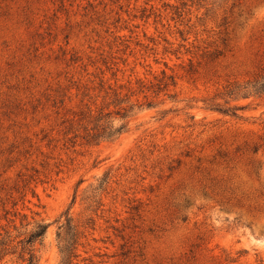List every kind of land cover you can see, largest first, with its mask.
Segmentation results:
<instances>
[{
  "label": "rangeland",
  "instance_id": "374dc122",
  "mask_svg": "<svg viewBox=\"0 0 264 264\" xmlns=\"http://www.w3.org/2000/svg\"><path fill=\"white\" fill-rule=\"evenodd\" d=\"M263 65L264 0H0V264H264Z\"/></svg>",
  "mask_w": 264,
  "mask_h": 264
},
{
  "label": "trees",
  "instance_id": "16d2710c",
  "mask_svg": "<svg viewBox=\"0 0 264 264\" xmlns=\"http://www.w3.org/2000/svg\"><path fill=\"white\" fill-rule=\"evenodd\" d=\"M226 93L229 96L232 95L234 98H237L238 96L248 97L250 95L261 96L264 94V65L261 67L260 72L256 77L243 83H235L226 91ZM225 103H227V101H225ZM212 108L224 114L236 115L235 112L239 106L220 107L218 104H216L212 106ZM120 117L122 121L118 125H115L111 120L104 119V116L98 112L92 119V125L90 127H88V125L84 127L85 129L89 130L87 136L90 140L95 142L100 140H112L118 137L120 133L127 129V121L123 120L126 115L122 114ZM106 179L107 176H104L102 178V183L105 182ZM61 226L62 224L59 227ZM47 227V222H36L33 229L30 231L24 241L30 243L37 241L39 244H41ZM58 248L61 256L60 264H71V257L74 255L72 244H59ZM38 259V255L35 254L33 249H30L28 256L24 258L23 261H25L24 264H37Z\"/></svg>",
  "mask_w": 264,
  "mask_h": 264
}]
</instances>
